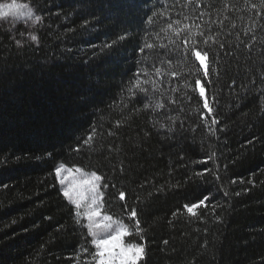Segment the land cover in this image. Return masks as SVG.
I'll return each instance as SVG.
<instances>
[{
  "label": "trees",
  "instance_id": "trees-1",
  "mask_svg": "<svg viewBox=\"0 0 264 264\" xmlns=\"http://www.w3.org/2000/svg\"><path fill=\"white\" fill-rule=\"evenodd\" d=\"M18 2L41 19L0 26V264H96L60 165L102 176L139 264H264V0Z\"/></svg>",
  "mask_w": 264,
  "mask_h": 264
},
{
  "label": "snow or ice",
  "instance_id": "snow-or-ice-1",
  "mask_svg": "<svg viewBox=\"0 0 264 264\" xmlns=\"http://www.w3.org/2000/svg\"><path fill=\"white\" fill-rule=\"evenodd\" d=\"M25 9L27 10L25 12ZM24 15L28 17L33 16L32 8L28 5L18 3V0H11L10 3L0 4V18H7L9 16L20 18ZM41 17L37 15L35 21L39 22ZM30 39L32 41H37L38 38L35 35H31ZM207 43V40L202 41ZM195 56V59L200 61L201 64L204 63V59L207 56V52L204 55L201 54V50H193L191 52ZM204 75H208L207 68H205ZM199 81H197L198 83ZM200 95H204V88L201 86ZM204 108L208 107V101H204ZM60 168L63 165L59 166ZM56 175L60 176L59 168L56 170ZM102 176L97 175L95 172L91 174V179H85L83 176L81 179L77 180L75 178L67 181V185L64 189L63 195L66 197L69 202L75 206L76 210L82 208V206H87L88 210L83 213L84 217L87 220V231L81 232L84 236V247L82 251H88L89 237L91 238L90 243L94 246L95 249V259L98 261V264H116L118 261L119 264H139L143 258L142 254L144 253V246L140 243H128L127 237L133 234L129 228L122 223L120 220H116L115 223L117 227L113 228V216L110 214H101V210L97 203V183L101 181ZM60 184L64 186L66 184L65 178L60 176ZM107 186V183L104 185ZM239 195V193H237ZM120 199H124V193H120ZM194 206H198L196 202H193L192 205H186L188 212H193ZM124 206L122 205V208ZM71 215V213H70ZM81 212L76 211L75 217H81ZM128 219L132 221L133 227L136 230V234L141 236V230L139 226V221L137 219V212L132 210L128 214ZM79 222V221H78ZM81 228H84V225H81ZM97 230H100L99 232ZM112 245L111 251L114 253L112 255H106V246Z\"/></svg>",
  "mask_w": 264,
  "mask_h": 264
},
{
  "label": "rangeland",
  "instance_id": "rangeland-1",
  "mask_svg": "<svg viewBox=\"0 0 264 264\" xmlns=\"http://www.w3.org/2000/svg\"><path fill=\"white\" fill-rule=\"evenodd\" d=\"M10 2L11 1H8V2H0V4L10 3ZM26 11L27 10L25 9V12ZM35 17L36 16H35V14L33 12V16L32 17H28L27 15H24V16H22L20 18H15V17H12V16H9L7 18H0V26L1 25H6V26H12V25L31 26V25H33L35 23ZM204 64H205V59H204L203 65ZM58 168H59V171H60V176H63L65 178V181H66V184L64 186H62L60 184L61 189H62V192H64V189H65V187L67 185V181H69V180H71L73 178L79 180L83 176V178H85V179H91V174L92 173H87V172H85V171H83L81 169H78V168H68V167H65V166H63L62 168H60V167H58ZM60 176H57L59 183H60ZM96 183H97V193H96L97 203H98L99 208L101 210V214L104 215L106 213H104V210H103V193H102V190H101V181L96 182ZM87 210H88L87 206H82L81 209L77 210V211H80L81 214H82L81 217H79V220L84 224L85 227L87 225V220H86V217H84L83 213H85ZM116 220H118V219L113 218V221H112V224H113V228L114 229L117 227V225L115 223ZM97 231L99 232L100 230H97ZM112 247H113L112 245L106 246V253H105L106 255H112V254H114L111 251ZM142 256H143V254H142ZM96 264H98V261L97 260H96ZM116 264H119V262L117 261Z\"/></svg>",
  "mask_w": 264,
  "mask_h": 264
}]
</instances>
